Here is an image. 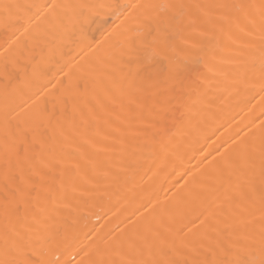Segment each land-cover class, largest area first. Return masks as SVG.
<instances>
[{
	"label": "bare ground",
	"instance_id": "bare-ground-1",
	"mask_svg": "<svg viewBox=\"0 0 264 264\" xmlns=\"http://www.w3.org/2000/svg\"><path fill=\"white\" fill-rule=\"evenodd\" d=\"M262 240L264 0H0V264Z\"/></svg>",
	"mask_w": 264,
	"mask_h": 264
},
{
	"label": "snow or ice",
	"instance_id": "snow-or-ice-1",
	"mask_svg": "<svg viewBox=\"0 0 264 264\" xmlns=\"http://www.w3.org/2000/svg\"><path fill=\"white\" fill-rule=\"evenodd\" d=\"M203 214H201L202 216ZM201 216H197L193 219L190 223L192 227L188 228V231L191 232L193 228L200 229L205 228V235L209 231H215V224L211 217L208 218H201ZM99 264H103V262H99ZM141 264H152V262H141ZM155 264H179L177 261H157ZM184 264H188L187 261ZM196 264H264V240H262L261 249H260V258L259 260L256 259H244V260H222V261H209V260H202L196 262Z\"/></svg>",
	"mask_w": 264,
	"mask_h": 264
}]
</instances>
